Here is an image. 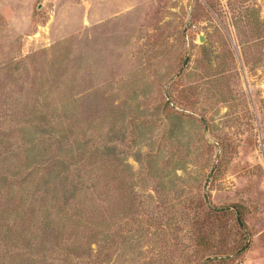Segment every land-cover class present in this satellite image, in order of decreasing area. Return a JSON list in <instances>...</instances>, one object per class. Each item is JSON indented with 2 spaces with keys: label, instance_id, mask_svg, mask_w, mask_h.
Segmentation results:
<instances>
[{
  "label": "rangeland",
  "instance_id": "obj_1",
  "mask_svg": "<svg viewBox=\"0 0 264 264\" xmlns=\"http://www.w3.org/2000/svg\"><path fill=\"white\" fill-rule=\"evenodd\" d=\"M242 263L264 0H0V264Z\"/></svg>",
  "mask_w": 264,
  "mask_h": 264
},
{
  "label": "trees",
  "instance_id": "obj_2",
  "mask_svg": "<svg viewBox=\"0 0 264 264\" xmlns=\"http://www.w3.org/2000/svg\"><path fill=\"white\" fill-rule=\"evenodd\" d=\"M241 218V217H240ZM241 220V221H240ZM238 221H239V224L241 225V226H244V223H243V221H242V219H239L238 218Z\"/></svg>",
  "mask_w": 264,
  "mask_h": 264
},
{
  "label": "water",
  "instance_id": "obj_3",
  "mask_svg": "<svg viewBox=\"0 0 264 264\" xmlns=\"http://www.w3.org/2000/svg\"><path fill=\"white\" fill-rule=\"evenodd\" d=\"M200 41L202 42V43H204L205 42V38L202 36V37H200Z\"/></svg>",
  "mask_w": 264,
  "mask_h": 264
},
{
  "label": "built area",
  "instance_id": "obj_4",
  "mask_svg": "<svg viewBox=\"0 0 264 264\" xmlns=\"http://www.w3.org/2000/svg\"><path fill=\"white\" fill-rule=\"evenodd\" d=\"M243 264V263H242Z\"/></svg>",
  "mask_w": 264,
  "mask_h": 264
}]
</instances>
